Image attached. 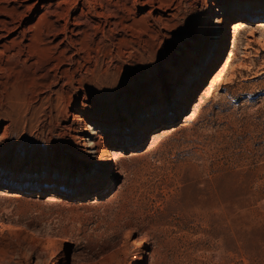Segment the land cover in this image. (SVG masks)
I'll return each instance as SVG.
<instances>
[{
	"label": "rangeland",
	"instance_id": "rangeland-1",
	"mask_svg": "<svg viewBox=\"0 0 264 264\" xmlns=\"http://www.w3.org/2000/svg\"><path fill=\"white\" fill-rule=\"evenodd\" d=\"M171 13L133 44L145 51L101 55L99 68L123 72L83 68L64 101L37 98L33 76L17 112L0 90V264H264V0H181ZM114 146L103 172L95 159Z\"/></svg>",
	"mask_w": 264,
	"mask_h": 264
},
{
	"label": "bare ground",
	"instance_id": "bare-ground-1",
	"mask_svg": "<svg viewBox=\"0 0 264 264\" xmlns=\"http://www.w3.org/2000/svg\"><path fill=\"white\" fill-rule=\"evenodd\" d=\"M70 1L76 10H79V14L76 12L72 17L69 16L67 8ZM52 4L44 1L39 7L34 0H0V90L3 96L11 101L16 112L23 100L20 92L29 76L37 78L35 83V86H38L37 98L40 95L44 96L51 105L67 99V86L73 83L75 74L83 68L93 73L96 71L95 76L100 80L115 78L124 71L123 66L115 62L113 69L108 72L109 67L99 68L97 64L99 58L103 56V59L109 57L112 61H118L125 55L127 58L134 56L133 51L136 48L145 51L146 47H135L133 44L140 43L139 40L144 38L151 19L165 25L164 14L173 17L174 13L171 12L175 9L178 11L181 0H57L54 6ZM209 5L210 8L213 7L211 2ZM35 7H39L37 13L25 22L28 12ZM50 16L53 20H48ZM225 19L223 14V19H220L223 24L221 27L223 45L229 40V26L227 27ZM245 19L246 16H240L231 24L234 44L239 31L245 28L243 27ZM45 20H48L46 21L48 28L42 32L41 25ZM39 43L45 47L37 49ZM232 54L229 53L227 60ZM144 56H141L142 59H145ZM225 67L226 64L216 72L210 80L209 87L201 95L207 94L224 73ZM183 83L170 88L167 91L168 98L173 97L175 93L180 96L184 92ZM29 98L32 101L36 97L31 95ZM195 112L194 106L185 121L191 119ZM87 116L85 108H76L71 114L73 124L77 125L74 131L85 129ZM156 135L153 134L154 138ZM74 136L77 140L84 141L80 133L76 132ZM120 156L121 151L114 146L107 150L104 159L96 158L95 163L103 165L105 172L118 163ZM71 175L69 180L76 181L77 173L73 172ZM54 191L61 192L59 188Z\"/></svg>",
	"mask_w": 264,
	"mask_h": 264
}]
</instances>
